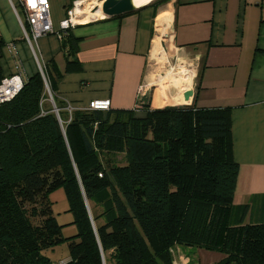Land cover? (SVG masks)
<instances>
[{
  "label": "trees",
  "instance_id": "16d2710c",
  "mask_svg": "<svg viewBox=\"0 0 264 264\" xmlns=\"http://www.w3.org/2000/svg\"><path fill=\"white\" fill-rule=\"evenodd\" d=\"M70 30L62 37L68 72L80 68ZM3 45L0 36V58ZM46 75L59 115L45 105L40 71L0 103V264H52L45 251L64 241L65 264H104L111 250L115 264H173L176 244L218 250L220 264H264V222L232 220L240 166L231 108L145 101V117L70 114L55 96L63 77L55 60ZM120 154L123 163L103 160ZM62 186L78 226L68 237L49 198ZM88 202L101 207L94 220L103 224L94 225Z\"/></svg>",
  "mask_w": 264,
  "mask_h": 264
},
{
  "label": "crops",
  "instance_id": "0c3cea01",
  "mask_svg": "<svg viewBox=\"0 0 264 264\" xmlns=\"http://www.w3.org/2000/svg\"><path fill=\"white\" fill-rule=\"evenodd\" d=\"M73 1L77 0H50L56 30ZM169 4L162 28L171 29L175 54L195 63L193 74L181 69V76L166 81L180 87L175 93L152 91L151 54L156 46L161 48L159 19L167 17L151 4L122 16L97 15L76 24L70 33L77 43L73 55L80 68L68 72L64 38L50 33L33 48L24 36L19 1L0 0L1 75L20 73L26 80L40 71V65L55 60L63 72L55 96L80 110L92 101L110 100V109L134 110L136 117H145V99L151 108L186 104L189 90H194L191 104L196 107L231 108L233 155L240 166L232 220L264 222V0H172ZM193 81V87L182 88ZM48 101L46 106H54V100ZM88 208L94 225L103 224V218L94 220L101 207L88 202ZM171 251L173 264H220L225 257L199 246L176 244ZM111 253L104 255V264H115ZM65 258L52 264L71 259Z\"/></svg>",
  "mask_w": 264,
  "mask_h": 264
},
{
  "label": "rangeland",
  "instance_id": "374dc122",
  "mask_svg": "<svg viewBox=\"0 0 264 264\" xmlns=\"http://www.w3.org/2000/svg\"><path fill=\"white\" fill-rule=\"evenodd\" d=\"M94 1L92 7L89 9L87 13H85V16H83V20H89L87 19V16L95 15L102 3V0H87L85 5H87L89 2ZM172 0H154L151 2V5L154 7L155 10H158L162 15L166 16L165 21L163 24H159V27L162 28L163 25L168 20V14H169V3ZM74 2V1H73ZM73 2L70 4L72 5ZM69 5V6H70ZM168 13V14H167ZM97 16V15H96ZM100 16V15H99ZM102 16V15H101ZM91 19V18H90ZM160 23V21H159ZM157 35L160 39V49H158V46L154 49V51L157 50V55L155 56L153 53L151 54L152 60L149 65V75H151L152 80L151 83L155 84L154 87H152V91L154 88H159L161 90H168L170 93H175V91H178L180 89L179 86H176L174 84L168 83L166 84V81L173 77H179L181 76L179 74V71L182 69H185L189 73H194L195 71V63L192 60H189L188 58H185L182 54L176 55L174 52V45L171 42V29L158 31ZM156 38V39H157ZM194 78V77H193ZM194 81L192 85H186L182 86V88L187 87H193ZM48 100L51 102L52 99L50 95L47 93ZM54 103L55 97H53ZM48 101V102H49ZM147 101V99H145ZM177 105V104H176ZM179 105H187V104H179ZM173 106V105H170ZM112 159V160H111ZM103 160L105 163L107 161H117L120 163H123L125 160V156L123 154L116 155V157H110L108 155L103 156ZM49 198L52 202L54 214L59 221L61 225H63V234L65 237L73 236L78 233V226L75 223V215L73 211L71 210L70 201L67 196V192L64 186L57 188L56 190L52 191L49 195ZM45 254L48 256L54 257V259L59 262L60 259H66L65 257H68L70 255L68 244L64 241L53 248L47 249L45 251ZM54 255V256H53ZM53 259V258H52ZM54 259L52 261H54Z\"/></svg>",
  "mask_w": 264,
  "mask_h": 264
},
{
  "label": "built area",
  "instance_id": "2783aa9c",
  "mask_svg": "<svg viewBox=\"0 0 264 264\" xmlns=\"http://www.w3.org/2000/svg\"><path fill=\"white\" fill-rule=\"evenodd\" d=\"M19 5L24 12L25 19L22 21V27L25 38L30 42L33 48L38 39L50 33H57L59 37H63L72 29L77 22L76 8L82 0L73 2L71 8L67 10L66 17L62 20L60 29L56 30L52 21L51 3L50 0H18ZM105 0H102V3ZM13 3V2H12ZM34 53L36 54L35 50ZM40 73L42 74L47 93L50 95L52 101L54 94L51 90L49 81L46 75V65H40ZM25 79L20 73H16L4 77L0 83V103L13 99L22 89ZM54 110L59 115L60 109L54 103ZM139 107V105L137 106ZM111 108L110 100H95L81 110H109ZM65 109L71 114L76 108L67 104ZM60 264H65L64 262Z\"/></svg>",
  "mask_w": 264,
  "mask_h": 264
},
{
  "label": "water",
  "instance_id": "95a60500",
  "mask_svg": "<svg viewBox=\"0 0 264 264\" xmlns=\"http://www.w3.org/2000/svg\"><path fill=\"white\" fill-rule=\"evenodd\" d=\"M147 5H144V6H147ZM144 6H141V7H144ZM138 8L140 7L135 6L133 3V0H105L102 4V11L105 17L122 16L128 13H132L136 11ZM193 95H194V90H189L185 94V100L187 101L186 103L187 105L191 104Z\"/></svg>",
  "mask_w": 264,
  "mask_h": 264
},
{
  "label": "bare ground",
  "instance_id": "6f19581e",
  "mask_svg": "<svg viewBox=\"0 0 264 264\" xmlns=\"http://www.w3.org/2000/svg\"><path fill=\"white\" fill-rule=\"evenodd\" d=\"M152 1H154V0H133V3L135 6L141 7V6H144V5L151 3ZM86 2H87V0H82L79 3V6L76 8V13H77V19L76 20L78 23L86 21V20H83V16H85V13H87L89 11V9L92 7V5L94 3V1H92V2H89L87 5H85L84 3H86ZM96 15H98V16L104 15V13L102 11V5H101L99 11L95 15L92 14L90 16H87V19L93 18ZM159 21H160L159 24H163L165 21V18H161V19H159ZM162 30H163V28H162ZM154 55L155 56L157 55V50L154 51Z\"/></svg>",
  "mask_w": 264,
  "mask_h": 264
}]
</instances>
